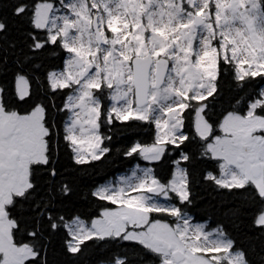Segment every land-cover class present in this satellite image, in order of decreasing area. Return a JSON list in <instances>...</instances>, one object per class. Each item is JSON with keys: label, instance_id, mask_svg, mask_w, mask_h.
<instances>
[{"label": "snow or ice", "instance_id": "obj_1", "mask_svg": "<svg viewBox=\"0 0 264 264\" xmlns=\"http://www.w3.org/2000/svg\"><path fill=\"white\" fill-rule=\"evenodd\" d=\"M0 264H264V0H0Z\"/></svg>", "mask_w": 264, "mask_h": 264}]
</instances>
